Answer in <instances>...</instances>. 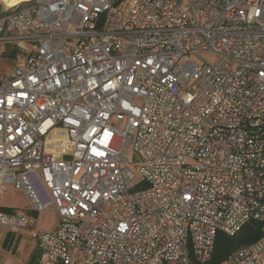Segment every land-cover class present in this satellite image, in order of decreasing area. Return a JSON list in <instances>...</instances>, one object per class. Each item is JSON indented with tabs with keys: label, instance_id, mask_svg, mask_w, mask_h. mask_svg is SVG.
Returning <instances> with one entry per match:
<instances>
[{
	"label": "built area",
	"instance_id": "2783aa9c",
	"mask_svg": "<svg viewBox=\"0 0 264 264\" xmlns=\"http://www.w3.org/2000/svg\"><path fill=\"white\" fill-rule=\"evenodd\" d=\"M22 4L0 16V191L29 202L0 228L34 229L41 264H200L264 224V0ZM219 264H264V235Z\"/></svg>",
	"mask_w": 264,
	"mask_h": 264
},
{
	"label": "rangeland",
	"instance_id": "374dc122",
	"mask_svg": "<svg viewBox=\"0 0 264 264\" xmlns=\"http://www.w3.org/2000/svg\"><path fill=\"white\" fill-rule=\"evenodd\" d=\"M21 4V3H20ZM6 6L0 0V12L4 11ZM9 10H11L8 7ZM13 47L3 45L0 52V80L10 71L13 63ZM203 58H208L207 55H201ZM61 137L63 141H67V136L61 129H53L45 138V144L49 151L55 152L62 149L61 142H52L50 139L57 140ZM67 145V143H66ZM125 152L128 156V165L135 173V182L141 180L139 173L138 159L134 156L132 150L126 147ZM33 178L38 177L37 172H33ZM11 184H4L3 191L0 192V207H27L28 197L22 191H14ZM38 196L41 198L45 209L38 212L36 216L35 228L41 230H49L58 220L57 214L53 209V204L43 184L36 179L34 186ZM42 194V195H41ZM43 196V198H42ZM34 229L23 228L19 233H9L8 230L0 228V264H31L30 252L35 246ZM10 238L9 246L5 241Z\"/></svg>",
	"mask_w": 264,
	"mask_h": 264
},
{
	"label": "trees",
	"instance_id": "16d2710c",
	"mask_svg": "<svg viewBox=\"0 0 264 264\" xmlns=\"http://www.w3.org/2000/svg\"><path fill=\"white\" fill-rule=\"evenodd\" d=\"M2 14L3 13L0 12V16ZM12 52L14 54L13 57H15L16 49L14 47ZM263 235L264 224L259 221H251L245 224L239 231H237L233 235H228L224 232L219 231L216 235L214 249L210 258L200 264H219L235 249L249 245L258 240Z\"/></svg>",
	"mask_w": 264,
	"mask_h": 264
},
{
	"label": "crops",
	"instance_id": "0c3cea01",
	"mask_svg": "<svg viewBox=\"0 0 264 264\" xmlns=\"http://www.w3.org/2000/svg\"><path fill=\"white\" fill-rule=\"evenodd\" d=\"M4 189H2L1 191H3ZM0 191V192H1ZM43 203V202H42ZM1 209H11V208H24V207H0ZM37 216V215H36ZM57 223H58V220L56 221V223L51 226L49 228V230H52L54 229L56 226H57ZM35 224H36V221H35ZM35 237V235H34ZM11 242L10 238H8L5 243L6 245L9 246V243ZM41 256H42V251L41 249L39 248L38 244H37V241L35 239V246L32 248L31 252H30V262L31 264H41Z\"/></svg>",
	"mask_w": 264,
	"mask_h": 264
},
{
	"label": "bare ground",
	"instance_id": "6f19581e",
	"mask_svg": "<svg viewBox=\"0 0 264 264\" xmlns=\"http://www.w3.org/2000/svg\"><path fill=\"white\" fill-rule=\"evenodd\" d=\"M1 1L2 3H4L6 7H12L26 0H1Z\"/></svg>",
	"mask_w": 264,
	"mask_h": 264
},
{
	"label": "water",
	"instance_id": "95a60500",
	"mask_svg": "<svg viewBox=\"0 0 264 264\" xmlns=\"http://www.w3.org/2000/svg\"><path fill=\"white\" fill-rule=\"evenodd\" d=\"M1 2H2V1H1ZM23 2H26V1H23ZM23 2H21V4H22ZM19 4H20V3H19ZM19 4H17V5H19ZM17 5H15V6H17ZM15 6L9 7L10 9L12 8L11 10H9L8 7H6L5 12L3 13V15L12 12V11H13V8H14Z\"/></svg>",
	"mask_w": 264,
	"mask_h": 264
}]
</instances>
